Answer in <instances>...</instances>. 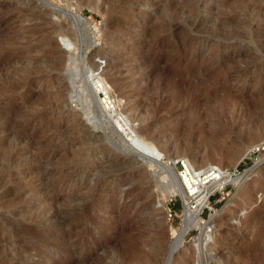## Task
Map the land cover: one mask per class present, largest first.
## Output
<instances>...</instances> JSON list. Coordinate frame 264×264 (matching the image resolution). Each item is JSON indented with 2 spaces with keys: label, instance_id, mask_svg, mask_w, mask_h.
Listing matches in <instances>:
<instances>
[{
  "label": "rangeland",
  "instance_id": "374dc122",
  "mask_svg": "<svg viewBox=\"0 0 264 264\" xmlns=\"http://www.w3.org/2000/svg\"><path fill=\"white\" fill-rule=\"evenodd\" d=\"M24 10L68 30L52 34L50 59L34 39L31 48L21 39L5 43L39 24ZM74 13L83 24L68 28ZM244 19L252 30L233 35ZM0 23V53H15L0 67V111L17 124L37 115L24 129L33 143L18 146L1 173L9 190L0 197V264H131V248L146 254L158 247L156 264H215L206 255L201 263L180 254L167 261L182 231L183 200L181 208L177 196L163 197L159 163L144 147L133 150L141 158L130 154L108 115L101 117L89 93L96 77L106 79L115 106L110 114L129 120L132 138L176 160L169 177L179 160L196 169L210 159L241 183L247 180L240 189L217 191L199 220L221 224L214 246L220 258L238 250L264 255V150L248 156L264 142V35L257 33L264 0H0ZM60 55L65 69L75 66L71 78L49 68L46 59ZM33 57L40 64H32ZM148 127L156 141L145 135ZM12 139L10 131L0 150ZM36 166L48 174L45 185L8 202L12 191L36 181ZM16 170L24 172L12 176ZM167 207L181 212L180 219H167ZM197 235L189 228L181 246L190 247ZM232 257L230 264H240Z\"/></svg>",
  "mask_w": 264,
  "mask_h": 264
},
{
  "label": "bare ground",
  "instance_id": "6f19581e",
  "mask_svg": "<svg viewBox=\"0 0 264 264\" xmlns=\"http://www.w3.org/2000/svg\"><path fill=\"white\" fill-rule=\"evenodd\" d=\"M24 13H27L30 16V19H32V20H37L38 19L37 21L39 22V24L36 23V24H34L33 26H31L29 28H23L19 32V34L17 33V35H15L16 33L15 34H10L8 36V39H10V40L6 41L5 43H7L8 45L9 44H13L14 45V44H16L18 39L19 40L21 39V40H23L22 43H23L24 48H31L32 45H29V43L31 42L30 41L31 39H34V41H36L35 43L39 44L38 47L41 48V50H40L41 55L43 57H45V58L52 57V55L54 54V47L52 46L53 45V35L52 34L61 35V36L64 35L65 36V35H67L68 30L66 28H64L66 30H63V29H61V27H57V26L51 25L45 19V17L42 15L41 12H37V11H33V10L32 11L24 10ZM71 19H73L74 22L71 23L69 21L68 24L66 25V26H68V28L71 25H73L74 23L83 24L82 17L80 15L76 14V13L73 14ZM0 24H2V23H0ZM240 24L241 25L239 27H241V28L240 29L237 28L236 31L234 30V33H232V34L233 35L236 34L235 36H238V37H240V36L243 37L246 29L247 30L251 29V26L250 25H246L247 21L245 19ZM257 27H259L258 31L256 30L257 33L264 35V26H261L260 24H258ZM13 45H12V47H13ZM14 54L15 53L10 52V51L1 52L0 53V67L2 66L3 62H5L6 60H8L12 56H14ZM69 60L70 59H68V61ZM46 61L49 64H51V66L49 67L51 71H54L56 73V71L63 69V70H65V72L67 73L69 78L72 77L73 68L75 70V66L73 68H71L70 65H68L67 68L65 69V67L63 66V62H64V57L63 56H61V55L58 56V60H56V61H48L47 59H46ZM31 62H33L32 64H34V63L38 62V59L37 58L34 59V57H33V58H31ZM15 66H14V68H15ZM32 67L35 68L34 65H32ZM12 68H13V66H12ZM0 70H1V68H0ZM20 70H22V69H20ZM48 76H49V78H51L50 75H48ZM9 77H11V76H9ZM5 79H6V77H5ZM112 79H114V78L110 77L111 82H112ZM117 84H118L117 82L116 83L113 82V86L114 85L117 86ZM109 88L110 87L108 86V83H107L106 79H103L101 77H96V80H94L92 82L91 89L89 90L90 91L89 93H91V95L96 97V99H97V100H95V102H97V108H98V110H99V112L101 114V117H106L105 114L108 115L109 122L114 127L115 133L119 136V138H121V140L123 142H125V143L129 142L130 144H132V146L134 147L132 150H134V149L136 150L137 147H139V150H140L141 147H144V149L143 148L142 149L148 151V153H149V155H147V156L150 157L152 161H156V162L159 163V166H157V167H158V170L160 171V173L157 175V179H158V181L160 180L159 181V183H160L159 185H160V189L162 191L163 197L164 196H166V197L177 196V197H179V198H181L183 200V204L184 205H183V226H182V231H181L180 234L177 235V237L175 239V242L173 243V246H171V248L169 250V258H168L167 261H169L170 258H172L174 256L177 257V255L180 254L179 256L181 258H182L183 255L191 257V260H192L193 263L195 262L196 258H198L200 263H201L202 260H203V256H204V259H205V255H206L210 259V261H213L215 264H230V260L229 259H231V258H229V255L232 254L233 255L232 258L236 262H238L240 264H264L263 263L264 255H263L262 252H257V253H254V252L251 253L250 252V253L247 254L245 251L238 250V251H235V252H228L225 256L223 255L224 259L220 258L221 255H216L214 246H215V239H216V231L218 230V228L221 227V224H217L216 221H209V220H208L209 222H207V223H201L200 220H199V215H198L199 211L198 210H200V208H202L204 205H208L207 204V195L209 193L222 191L224 185L228 184V183H231V185H235L236 188L240 189L246 184L247 180L246 181L243 180L244 182L241 183L240 179L238 177H236V176L234 177L232 175V173L230 172V170L219 168L218 166H214L211 163L212 161L210 159H207L204 162L203 166L198 167L196 169L193 168L191 163L183 162V163H185L184 164L185 175L184 174L182 175V177H183L182 180H184V182L186 183L187 186H190L189 191H190V193H194V196H195L194 197V202L196 203V205H199V207L195 211L191 210L190 207L188 206L189 197L187 196V194L185 193V191H184V189L182 187V184H181V181L179 179L178 173H175L172 176L173 178L169 177L168 174H167V169L168 168L170 170H173V168L175 167L176 160L175 159H171V158H168L167 160L162 159V158H160V156H158V154H155L154 151H152L151 148L148 149V146L144 145L142 143V140H138V139H136L134 137L132 138L133 131L130 128L129 120L125 119L123 117V115L122 116L119 115V117H116V115L110 114V112L113 113L112 111L115 110V106H114L113 103H111L110 93H109L110 89ZM36 101L38 102V100H36ZM227 103H228V99H226L225 105H227ZM3 112L4 111H0V135H4V136L3 137L0 136V144H4L5 143L4 141L6 139H8V132H10V131L12 133V137H13L12 140L13 141L10 142L11 145L8 144L9 147H7V148L4 147L5 149L2 148L0 150V165H1L0 166V197H3V195L7 194L8 190H9V188L5 187L3 182L1 181V175H2L1 173L3 171L2 169L6 168V166L9 165L10 162H12L13 157L19 151L18 150V146L22 145L23 143L32 142L29 139L30 138L29 135L24 133V129H25V125L29 124L30 121L33 120L32 118H34V116L37 117V115H35L34 113H30V114L27 115V119H25L22 124H17L16 122H13L12 119H11L12 121L8 120L7 117L5 116V112L4 113ZM9 118H11V117H9ZM13 119H14V117H13ZM19 121H22V120H19ZM144 133L149 139H151L153 141H156V137L152 133L149 132V127L145 130ZM9 140H11V139H9ZM34 142H35V140H34ZM127 145L130 146L129 144H127ZM260 145L264 146V142L262 144H260ZM33 147H34V145H33ZM161 148L164 149L165 146L162 145ZM210 150H212V149H210ZM248 151H246L242 155V157L247 155ZM212 152L216 153V150H212ZM212 152H210V153H212ZM216 154H219V152H217ZM219 155H221V154H219ZM256 163H258V161ZM36 167L37 168H35V170H32L38 175V178L36 179V181L33 180L34 179L33 178V179H31L28 182L27 186H23V187L20 186L19 189H17V190L15 189L14 191H12V194H11L10 198L8 199V202H13V201L21 202V200L23 199L24 193L28 189L33 191V189L36 187V184H37V186H44L45 185L44 183H46V181H47L46 179H48L47 178L48 174H45L44 171H42V173L40 175L39 166H36ZM7 169H8V166H7ZM29 169H31V168H29ZM208 170H213V174H211L210 177H207V178L206 177H204V178L203 177H199V175L201 173L206 172ZM8 172H9L8 174H10V171H8ZM22 172H24V171H19V170L17 171L16 170L15 172L14 171L11 172V175L12 176H18V175H21ZM5 173H7V172H5ZM19 181L20 180H18L17 182H19ZM19 184H21V183H19ZM251 184H252V181L249 182L248 185H246L244 187L243 191H242L243 193L246 194V196H250L251 190L249 188H250ZM196 211H198V213H195ZM237 211H239L240 213L244 211V213H245V210H243L242 208L241 209H237ZM244 213H242V214L244 215ZM235 216L239 217V216H242V215L241 214L239 215V213H238ZM25 221H28V220H25ZM36 221L37 220H29V222H33V223H35ZM21 227H22V224H21ZM192 227L195 230L198 231V235H197V238L193 240V242L191 243L190 247L185 249V248H183L181 246L183 244L184 235H186V232L188 231V229L192 228ZM29 228H31V227H29ZM31 230L32 229H30V231ZM26 232L27 231H25V233ZM29 234H32V233H29ZM29 237H31V236H29ZM137 246H138V244H137ZM161 251H162V249L160 247H158L156 250H150V252H148L146 254H142V253H140L139 250L135 251V250H133L131 248L128 251L127 256H129V258L131 259V260H129V262L133 261L135 264H156V262L158 261V256L161 254ZM144 253H145V251H144ZM225 260H226V263H225ZM205 261H206V259H205ZM133 262H130V263L132 264ZM206 264H208L207 261H206Z\"/></svg>",
  "mask_w": 264,
  "mask_h": 264
},
{
  "label": "built area",
  "instance_id": "2783aa9c",
  "mask_svg": "<svg viewBox=\"0 0 264 264\" xmlns=\"http://www.w3.org/2000/svg\"><path fill=\"white\" fill-rule=\"evenodd\" d=\"M263 150H264V146L263 145H261L259 147H254L252 150L249 151L248 156H250L254 152H259V151H263ZM179 164H180V168L178 169L177 173H178L179 179L181 181L182 187H183L185 193L187 194V196L189 197L188 206L190 207L191 210L195 211L199 207V205H196V203L194 202V197L195 196H194V193H190V191H189L190 186H187L186 183L184 182V180H182V178H183L182 175L183 174L185 175V172H184L185 167H184L183 161L179 160ZM211 174H213V170H208L206 172L201 173L199 175V177H203V178L206 177L207 178V177H210ZM233 174H234V172H233ZM228 185H231V184H229V183L225 184L224 187H223V190L226 189V187ZM216 193L220 194V192H212V193H209L207 195V204H209V202H210L209 198L211 196L215 195ZM174 198L175 197H173V200H174ZM178 199L180 200L181 208H182V200L179 197H178ZM168 200H169V202L172 201V199H168ZM203 209L210 210V207L208 205H204L202 208H200L199 213H201ZM199 213H198V215H199ZM180 214H181V212H180ZM180 214L178 215L176 213L175 209H171L170 207L166 208L167 219H172L174 217H178L180 219Z\"/></svg>",
  "mask_w": 264,
  "mask_h": 264
},
{
  "label": "water",
  "instance_id": "95a60500",
  "mask_svg": "<svg viewBox=\"0 0 264 264\" xmlns=\"http://www.w3.org/2000/svg\"><path fill=\"white\" fill-rule=\"evenodd\" d=\"M103 135H104V137H105V139L107 140V142L109 143V145L113 148V149H115V150H117L114 146H112L111 144H110V142H109V138L106 136V134H105V132L103 133ZM127 144H129L130 146L129 147H127V151L130 153V154H133V155H135V156H137V157H140L138 154H136L132 149L134 148L133 146H132V144H130L129 142L127 143ZM118 151V150H117ZM128 152H124L123 154L124 155H126V154H128ZM141 158V157H140ZM147 161V160H146Z\"/></svg>",
  "mask_w": 264,
  "mask_h": 264
}]
</instances>
